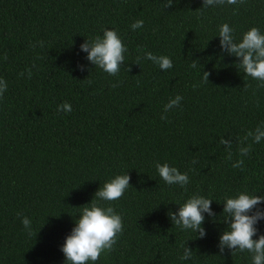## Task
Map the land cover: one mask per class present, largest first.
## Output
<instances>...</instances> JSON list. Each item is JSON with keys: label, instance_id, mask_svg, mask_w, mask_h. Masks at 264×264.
<instances>
[{"label": "trees", "instance_id": "1", "mask_svg": "<svg viewBox=\"0 0 264 264\" xmlns=\"http://www.w3.org/2000/svg\"><path fill=\"white\" fill-rule=\"evenodd\" d=\"M167 2L0 0V78L7 83L0 98V264H65L60 249L80 207L125 173L132 187L110 205L123 234L96 264H252L247 252L221 256L218 243L227 228L225 197L264 195V140L240 144L264 125V87L245 78L217 36L224 23L237 41L252 27L264 34V0L202 10V0H172L165 9ZM137 20L144 26L134 31ZM105 29L128 49L117 76L80 51ZM146 52L169 57L173 67L162 71ZM192 60L200 66L191 68ZM177 95L180 106L164 113ZM65 102L69 113L57 110ZM221 138L231 140V160ZM249 144L242 157L239 148ZM240 159L243 170L232 167ZM156 162L187 173V190L163 182ZM194 194L213 200L216 213L215 220L206 216L203 239L168 216ZM18 212L31 220V237ZM257 228L253 239L264 234V220ZM183 246L193 251L186 261Z\"/></svg>", "mask_w": 264, "mask_h": 264}, {"label": "clouds", "instance_id": "2", "mask_svg": "<svg viewBox=\"0 0 264 264\" xmlns=\"http://www.w3.org/2000/svg\"><path fill=\"white\" fill-rule=\"evenodd\" d=\"M244 2L245 0H202L201 10ZM172 6V0H168L163 5L165 9ZM143 26L144 22L137 20L131 28L135 31ZM234 33L235 29L228 23L219 26L217 37H219L220 48L224 53L237 59L238 63L235 66L239 71H243L245 78L256 80L258 87H264V34L259 28L252 27L242 35L240 41H237ZM80 51L87 53V60L95 68L98 67L110 76H117L125 60L124 54L128 49L115 30L105 29L102 36H96L91 41L86 39L80 45ZM144 58L158 65L162 71H168L173 67L172 60L167 56H156L151 52H146ZM5 59H7L6 56ZM140 59L137 57L138 65ZM198 66H200L199 61L192 60L190 67L195 69ZM79 68L81 71L87 70L85 65H79ZM209 75L210 73L202 71L204 83L209 82ZM30 77L31 70H29ZM6 91L7 83L0 78V98H3ZM182 100L183 97L180 95L169 100L164 106V113L179 107ZM57 110L69 113L72 107L65 102L59 105ZM160 118L165 121L168 119L167 115H161ZM249 138L254 144H259L264 140V125L257 126L255 131H249L240 140V144L243 145ZM219 143L225 146V150L229 153L227 158L231 160V140L221 138ZM251 151V144L239 148L242 157L250 155ZM193 163L195 164L196 161L194 160ZM243 164V159H240L233 163L232 167L243 170ZM155 167L159 177L167 185H178L187 190V185L190 183L187 173L182 174L176 167L167 163L156 162ZM130 180L128 173L115 176L99 188L90 204L80 207L81 213L75 220L76 226L66 237L60 249L65 257V264H89V262L96 264L102 254L110 253L114 249L119 236L123 234V222L121 215L110 205L122 198L127 189L132 187ZM99 202H104L109 206H101ZM212 203L213 200L194 194L179 206L178 212L169 211L168 216L174 227L182 231L191 230L198 234V239H203L206 237V230L203 227L206 216L214 220L216 218V213L211 207ZM262 204H264V195H250L247 191L239 192L235 197H225L222 215L226 216L227 228L219 237L218 248L221 256L226 250L232 255L237 252H247L250 254L252 264H264V234H259L258 239H253L258 235V223L264 220V208L260 207ZM17 216L22 217L21 223L28 236L34 235L31 220L20 212ZM192 255L193 251L188 246H183V255L180 259L186 261L191 259Z\"/></svg>", "mask_w": 264, "mask_h": 264}]
</instances>
